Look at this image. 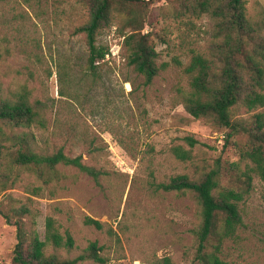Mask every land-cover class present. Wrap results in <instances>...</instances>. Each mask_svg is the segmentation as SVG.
<instances>
[{"label": "rangeland", "instance_id": "rangeland-1", "mask_svg": "<svg viewBox=\"0 0 264 264\" xmlns=\"http://www.w3.org/2000/svg\"><path fill=\"white\" fill-rule=\"evenodd\" d=\"M198 1L154 0L135 8L145 23L143 33L157 50V64L164 66L147 86L128 64L120 35L127 11L120 4L111 3V23L98 36V45H108L110 54L91 73L86 37L77 29L98 0H0V103L25 96L37 114L28 127L0 121L6 162L27 137L36 153L63 148L67 156L81 157L84 165L102 172L97 182L61 164L58 180L44 186L34 172L11 169L15 183L0 196L4 211L31 200L32 214L25 218L29 233L45 240L51 216L75 240L71 252L48 248V254L72 260L98 242L109 264H148L167 256L176 264H191L200 206L192 193L166 192L156 185L183 174L199 181L220 168L223 185L237 187L231 165L251 166L239 155L244 138L226 143V130L194 119L184 106L189 89L185 69L195 54L209 55L214 41L215 22L196 13ZM246 1L258 20L264 0ZM258 112L264 108L250 113L238 107L234 113L251 120ZM187 136L198 142L193 149ZM175 146L192 151L191 161H179ZM34 187H42L37 196ZM239 210L241 223L224 243L221 257L227 264H264V182L257 175ZM87 218L103 229L87 225ZM117 236L122 244L116 253ZM16 243L15 226L0 215V264H12Z\"/></svg>", "mask_w": 264, "mask_h": 264}, {"label": "trees", "instance_id": "trees-1", "mask_svg": "<svg viewBox=\"0 0 264 264\" xmlns=\"http://www.w3.org/2000/svg\"><path fill=\"white\" fill-rule=\"evenodd\" d=\"M113 2L127 11L120 35L124 38L128 64L148 86L164 66H158L157 50L150 40L151 36L143 33L145 23L136 17L135 8L146 7L154 0H98L90 11L88 21L77 29V34L86 37L88 71L94 73L99 70L110 54L108 45H98V36L111 23L109 12ZM194 8L199 16L208 14L215 22L214 41L209 55L195 54L185 69L189 89L184 94V106L194 119L213 122L226 130V143L244 138L238 151L241 160H247L251 166L242 169L240 162L231 165L237 187L223 185L220 168L207 173L199 181L183 174L156 187L166 192L192 193L200 206L201 224L195 231L197 250L191 264H227L221 253L224 243L236 235L241 223L239 202L251 193L254 175L264 182V113L254 114L251 120L236 117L234 113L238 107H245L250 113L264 108V9L261 10V17L253 20L246 0H200ZM36 116L25 96H20L16 103H0V121L8 122L12 127L31 126ZM185 140L191 149L198 144L190 136ZM19 143V149L11 153L9 164L6 162L5 147L0 145V196L15 183V180L10 181L14 166L34 172L44 186L58 180L61 164L75 167L99 182L101 171L84 165L81 157L72 159L67 156L63 148L51 154H41L33 150L27 137L21 138ZM172 151L179 161L192 159V151L182 146H175ZM41 188L34 187L32 195L37 196ZM29 203H21L6 212L4 203L0 201V215L16 228L17 243L12 264H83L86 261L109 264L111 259L103 254L105 249L98 242L90 243L83 254L72 260L62 259L57 252L48 254V248L71 252L75 240L68 230L62 232L58 221L51 216L46 220L45 240H41L36 232L29 233L25 220L32 214ZM85 223L103 229L99 221L91 218H87ZM121 244V238L117 236L116 253ZM148 264L176 263L167 256Z\"/></svg>", "mask_w": 264, "mask_h": 264}, {"label": "water", "instance_id": "water-1", "mask_svg": "<svg viewBox=\"0 0 264 264\" xmlns=\"http://www.w3.org/2000/svg\"><path fill=\"white\" fill-rule=\"evenodd\" d=\"M128 1H132V0H128ZM136 1L149 2V1H151V0H136Z\"/></svg>", "mask_w": 264, "mask_h": 264}]
</instances>
